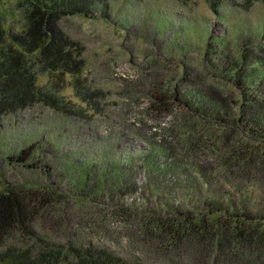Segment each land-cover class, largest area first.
I'll return each instance as SVG.
<instances>
[{
	"label": "rangeland",
	"instance_id": "obj_1",
	"mask_svg": "<svg viewBox=\"0 0 264 264\" xmlns=\"http://www.w3.org/2000/svg\"><path fill=\"white\" fill-rule=\"evenodd\" d=\"M246 1L222 0L213 11L208 0H104L92 16H63L60 28L83 46L82 72L38 75L61 108L36 103L0 116V190L62 193L66 223L40 220L42 232L134 264L147 262L127 234L123 209L166 214L230 204L217 196L224 188L206 184L191 165L177 166L199 160L182 99L210 119L222 113L208 96L215 91L233 104L245 92L264 99V3L246 8ZM0 14L10 28L24 25L19 0H0ZM29 145L26 163L12 160ZM23 240L16 234L6 244Z\"/></svg>",
	"mask_w": 264,
	"mask_h": 264
},
{
	"label": "trees",
	"instance_id": "obj_2",
	"mask_svg": "<svg viewBox=\"0 0 264 264\" xmlns=\"http://www.w3.org/2000/svg\"><path fill=\"white\" fill-rule=\"evenodd\" d=\"M221 1L208 0L213 11ZM99 3L106 8L104 0H19L24 20L19 30L8 27L0 14V116L36 103L61 108L56 91L38 84L37 77L80 75L83 46L58 22L76 13L92 16ZM213 93L208 96L222 112L213 119L191 98L182 99L183 119L195 128L190 150L199 160H180L177 166L191 165L206 184L224 188L217 196L231 203L213 200L202 210L166 214L123 209L127 234L139 243L146 264H264V99L246 98L245 92V99L233 104L225 91ZM34 149L29 145L10 159L24 164ZM62 203V193L52 189L0 190V264H134L106 248L57 241L42 232L40 220L66 223L70 206ZM16 234L23 236L22 243L6 244Z\"/></svg>",
	"mask_w": 264,
	"mask_h": 264
}]
</instances>
